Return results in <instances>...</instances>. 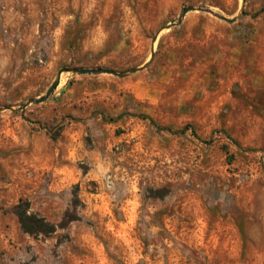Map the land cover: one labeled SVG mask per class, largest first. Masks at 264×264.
Returning <instances> with one entry per match:
<instances>
[{"label": "rangeland", "instance_id": "1", "mask_svg": "<svg viewBox=\"0 0 264 264\" xmlns=\"http://www.w3.org/2000/svg\"><path fill=\"white\" fill-rule=\"evenodd\" d=\"M0 109V264H264V0H0Z\"/></svg>", "mask_w": 264, "mask_h": 264}, {"label": "crops", "instance_id": "2", "mask_svg": "<svg viewBox=\"0 0 264 264\" xmlns=\"http://www.w3.org/2000/svg\"><path fill=\"white\" fill-rule=\"evenodd\" d=\"M82 87H78L77 89H74L73 91L70 90L68 93H65L62 95V104L64 107V111L67 113L73 112L78 114L79 106L82 105L81 101L83 100V95H82ZM60 96V95H59ZM109 111L111 112H117L118 108L117 107H111L110 104L108 106ZM84 132V127L79 124H72L67 128V131H65V140L59 141V143L55 144V147L53 148V145H48L47 148L50 149V151H47L46 145H38L37 150L38 152L42 151L44 154L42 156V159L39 160L41 163L37 161H31L28 162L27 164L29 166H46V167H51L49 165V160L55 161L58 157L59 153H63L66 151H69L71 153V149L74 146V143H78L77 139L83 135ZM115 139V138H112ZM82 143V142H80ZM72 154V153H71ZM46 156L48 158H46ZM51 157V158H50ZM70 159V158H69ZM53 167V166H52ZM24 169V167H23Z\"/></svg>", "mask_w": 264, "mask_h": 264}, {"label": "water", "instance_id": "3", "mask_svg": "<svg viewBox=\"0 0 264 264\" xmlns=\"http://www.w3.org/2000/svg\"><path fill=\"white\" fill-rule=\"evenodd\" d=\"M193 11H200V12H204V13H209V14L215 16L216 18H218V19H220L222 21H225V22H227L229 24L235 23L240 18V16L243 13L241 11V13L237 17L227 18V17H225V16H223L221 14H218V13L214 12L213 10H211L210 8H207V7H186V8H184L182 10V13L180 15V18H179L178 22L173 24V25H171V26H169L167 29H170L171 27L179 26L181 21H182V19H183V17L187 13L193 12ZM153 58H154V50L152 51V59ZM150 62L151 61H149L143 67L132 68V69L124 71V72H117L115 70L105 69V68H75V69L70 70V72H72L74 74H79V75L95 74V75H112V76H116V77H124L125 75L136 73V72H139V71L143 70L144 68H146V66H148L150 64ZM60 79H61V74L58 75L57 79L53 82V84L50 86V88L45 93V95H43V96H41L39 98L33 99L32 101H30V102H28L26 104L21 105V107L19 109L24 110L31 104H41V103L45 102L51 96V94L54 92V90L57 88ZM5 109L15 110L14 108H11V107H7ZM5 109H0V112L5 110Z\"/></svg>", "mask_w": 264, "mask_h": 264}, {"label": "trees", "instance_id": "4", "mask_svg": "<svg viewBox=\"0 0 264 264\" xmlns=\"http://www.w3.org/2000/svg\"><path fill=\"white\" fill-rule=\"evenodd\" d=\"M14 212L19 220L21 229L24 233L31 236H50L56 232L57 226L49 223L45 218L31 213L30 205L27 202H21L14 208ZM72 219L65 217L61 226H66Z\"/></svg>", "mask_w": 264, "mask_h": 264}]
</instances>
